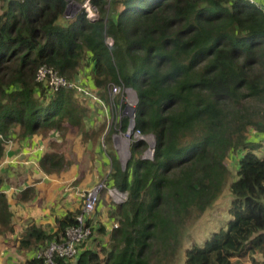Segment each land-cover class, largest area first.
<instances>
[{"label": "trees", "instance_id": "1", "mask_svg": "<svg viewBox=\"0 0 264 264\" xmlns=\"http://www.w3.org/2000/svg\"><path fill=\"white\" fill-rule=\"evenodd\" d=\"M86 1L0 0V160L14 130L22 140L65 137L68 123L88 136L85 99L50 94L37 82L41 66L73 81L85 65L102 103L114 87L135 91V127L155 138V148L145 159L147 142L133 139L125 169L113 162L108 182L129 197L116 205L104 192L102 201L118 227L92 225L74 264H175L189 223L227 189L231 220L189 248L185 264H243L248 256L264 264L263 146L251 138L252 129L264 135V10L248 0H90L96 19L84 8L65 18L70 2ZM128 124L123 118L122 131ZM64 145L50 141L56 150ZM243 152L234 177L227 159ZM66 165L57 151L40 159L47 174ZM82 207L58 217L53 234L29 228L21 247L35 253L60 241ZM9 211L0 192L6 229ZM90 241L96 247L85 249ZM56 263L73 264L58 256Z\"/></svg>", "mask_w": 264, "mask_h": 264}, {"label": "crops", "instance_id": "2", "mask_svg": "<svg viewBox=\"0 0 264 264\" xmlns=\"http://www.w3.org/2000/svg\"><path fill=\"white\" fill-rule=\"evenodd\" d=\"M257 2L264 10V0ZM80 78L78 77L77 81ZM89 87L93 89L92 81ZM84 105L88 110L83 122L84 131L88 134L85 139L82 131L68 123L66 126L69 127V131L65 137L52 133L49 139L35 135L22 140L18 130H14L8 136L6 153L0 160V192L6 195L10 206L9 212L12 214L8 229L4 228L5 222L0 221V264H24L27 259L32 258L36 253L33 252V247H21L28 229L36 227L47 235L55 233L56 219L66 215L68 211L79 209L80 203L77 200L79 193L89 190L99 181L108 182L111 178L114 169L107 153L105 137L110 135L111 144L116 152V148L121 146V141L117 138L118 132H122V120L127 117H122L121 110L118 114L121 121L117 119L116 124L119 123V128H116L113 119L112 123L109 121V112H118L122 103H89L86 100ZM251 138L263 141L264 135L255 131L251 132ZM63 140L66 141V145L59 150L50 146V141ZM47 151H57L65 155L67 165L59 173L47 174L41 169L40 159ZM116 153L118 162L124 170L127 161H120L119 154ZM243 154L244 152L241 157ZM111 210L104 206L101 198L96 213L90 219L96 230L99 226L105 225L110 233L115 225V221L110 217ZM107 239L108 236L100 237L103 246L108 245ZM94 247L96 246L90 241L85 249ZM247 258L249 256L242 259L243 264H246L244 260Z\"/></svg>", "mask_w": 264, "mask_h": 264}, {"label": "built area", "instance_id": "3", "mask_svg": "<svg viewBox=\"0 0 264 264\" xmlns=\"http://www.w3.org/2000/svg\"><path fill=\"white\" fill-rule=\"evenodd\" d=\"M249 2L255 4L259 8L263 9L260 3L257 0H248ZM82 7L86 10L87 14L89 12L88 17L93 16V12L90 7V0H87ZM80 5L70 2L66 12L65 18L72 19L82 8ZM80 9L77 13H71L73 9ZM93 8V7H92ZM95 17L97 18V14L95 9ZM94 17V19H96ZM91 19V18H90ZM91 19V20H94ZM108 44H112V40H108ZM37 82L43 87L47 89L50 94L58 92L59 90H70L74 91L80 98L82 99H91L94 102L102 103L101 100L97 97L95 93L89 90L85 85H82L77 80H67L63 76H61L58 71L53 67L41 66L38 71ZM128 89H126L127 91ZM123 90L119 87H114L111 96L117 94L118 92H122ZM129 119V125L125 131L120 132L118 135V139L121 141V145H123L127 140L132 141L143 140L147 142L149 145V150L145 153V159H153L154 157V146L150 143V137L144 136L141 131L137 130L135 127V107L134 105L128 104L126 105L123 116ZM262 146L264 148V140L262 141ZM106 192L108 198L117 205H121L128 200V193L120 191L117 187L110 185L106 180L99 181L89 190L83 193L82 197L84 198V205L82 209V213H80L77 217L76 225L69 226L66 228L64 235L60 241H53L48 244V247L45 250H40L36 252L33 258L38 260H43L44 264H57L56 257L64 258L70 261H76L82 245L87 243L93 235V226L91 224V217L94 213H96L98 206L101 202L102 194ZM118 225L115 224L114 228H117Z\"/></svg>", "mask_w": 264, "mask_h": 264}, {"label": "rangeland", "instance_id": "4", "mask_svg": "<svg viewBox=\"0 0 264 264\" xmlns=\"http://www.w3.org/2000/svg\"><path fill=\"white\" fill-rule=\"evenodd\" d=\"M90 8L93 12V16H91L90 18L94 19L95 12H94L92 7H90ZM79 10L80 9L75 8L72 10L71 13L72 14L74 12L77 13ZM86 11H87V8H86ZM88 15H89V12H88ZM90 81H92V71H91L90 67H87L84 65L82 70H81V78L78 82L81 83L82 85H85L88 88L90 85ZM89 90H91L90 87H89ZM111 97H112V99H111L110 103H117V104L122 103L118 112H116V111L109 112L110 123H112V119H113L114 127L119 128V123L116 124L117 119H118V114L120 113L121 110L123 113L126 105H128V104L134 105V107H135L137 102H138L137 95H136L135 91L128 89L127 91L124 90L122 92H118L115 95L113 94ZM86 100H88L89 103H97L91 99H85V101ZM118 121H121V119L120 120L118 119ZM107 125H108V121H106L105 126L107 127ZM251 132H255V129H252ZM118 134H120V132H118ZM149 137H150L151 145L155 147V138L153 136H149ZM105 139H106V144L108 146L107 147V153H108L109 157L111 158V160H113L112 163L114 161H116V162L118 161V156H117L116 152H118V154H119L120 161H123V162L129 161L130 156H131L130 150H131L132 141L127 140L123 145H121L120 147H117L116 148L117 151L115 152V149L113 148V145L111 144L112 141L110 139V135H106ZM258 141H260V139ZM148 150H149V145H148L147 151ZM258 153L261 154L262 156H264L263 155L264 149L263 148L260 149ZM241 154H234L232 156H229L227 159V165L231 169L234 177H236L235 174H236L237 169H238V163H239V159L241 157ZM84 192H86V191H84ZM84 192L79 193L78 194L79 196L77 197V200L80 203V205H84V198L82 197ZM230 197L231 196H229L228 189H227L225 191V194L221 198H219L215 202V204L198 221L189 223V225L186 228L184 238L182 241V246H181V249L179 251V254L177 255V259H176L175 264H185L186 251L189 248H191L193 245L203 246L205 244L206 240L211 236V234H213L214 232L220 231L221 229L226 228L228 222L231 220V216L229 214V208L231 206L232 197L231 198ZM82 209H83V207H82ZM76 261H74L72 263L74 264V263H76ZM244 261L246 264H259V262H261V260L258 259L257 256L249 257V258L245 259Z\"/></svg>", "mask_w": 264, "mask_h": 264}, {"label": "water", "instance_id": "5", "mask_svg": "<svg viewBox=\"0 0 264 264\" xmlns=\"http://www.w3.org/2000/svg\"><path fill=\"white\" fill-rule=\"evenodd\" d=\"M129 90H132V89H129ZM155 148V147H154Z\"/></svg>", "mask_w": 264, "mask_h": 264}]
</instances>
